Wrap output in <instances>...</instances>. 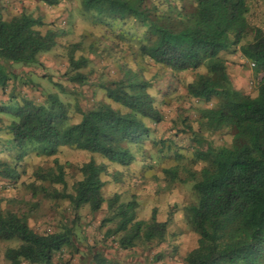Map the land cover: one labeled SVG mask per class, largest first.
Returning <instances> with one entry per match:
<instances>
[{
	"label": "trees",
	"instance_id": "16d2710c",
	"mask_svg": "<svg viewBox=\"0 0 264 264\" xmlns=\"http://www.w3.org/2000/svg\"><path fill=\"white\" fill-rule=\"evenodd\" d=\"M1 1V0H0ZM56 6L59 0H36ZM85 12L100 19H132L146 26L139 55L174 73L207 70L186 87L189 96L199 101L218 100L215 108L204 109L201 119L207 131L232 130L230 147L208 148L200 155L206 162L193 185L197 204L190 208L192 225L198 235L197 247L190 251L186 264H264V30L253 28V39L240 46L242 56L252 61L263 74L256 97L235 90L220 56L238 46L248 30L245 0H159L194 2L190 14L177 13L183 28L174 31L153 22L147 0H79ZM156 9L155 7L153 8ZM39 18L22 13L5 20L0 12V89L6 87L9 75L3 63L30 65L37 56L50 51L57 33L40 32ZM78 46L69 52V66L78 71L86 67L84 57L74 58ZM68 81L83 84L85 76L76 72ZM149 81L127 70L122 79L109 83L106 97L125 112L106 104L82 115L77 124H69L65 105L56 95L47 96L46 106L25 101L12 109L13 121L8 126L10 144L18 163L30 152L52 157L60 147H70L98 154L110 163L129 166L134 158L128 144L140 143L149 134L145 120L159 123L162 115L154 107L148 90ZM56 164V162H55ZM55 182L64 183L62 167L57 166ZM104 165L89 160L79 168L81 179L74 183L73 194H62L77 211L87 206L92 213L104 203L112 211L106 222L116 220L108 234L123 233L118 240L127 250L136 241L161 242L167 224L158 222L156 210L149 220H137L135 199L120 203L115 195L105 200L101 175ZM18 177L15 167L0 159V178ZM27 215L11 210L0 211V240H18L20 245L5 251L9 264H52L53 255L73 246V232L65 228L57 233L38 234L27 223ZM95 264H104L95 256ZM98 257V258H97Z\"/></svg>",
	"mask_w": 264,
	"mask_h": 264
},
{
	"label": "rangeland",
	"instance_id": "374dc122",
	"mask_svg": "<svg viewBox=\"0 0 264 264\" xmlns=\"http://www.w3.org/2000/svg\"><path fill=\"white\" fill-rule=\"evenodd\" d=\"M245 2L251 30L238 46L220 56L231 86L256 97L263 74L242 56L240 46L253 39V28L264 30V0ZM146 8L151 11L153 22L177 31L183 28L177 13L190 14L194 2H171L168 6L163 1L147 0ZM0 12L5 20L22 13L31 15L42 21V34L57 33L55 46L39 54L36 63L24 66L2 62L9 82L0 89V159L15 167L18 177L12 181L0 178V211L27 215L28 226L38 234L72 230L73 246L55 253L52 264H95L96 255L104 264H186L185 258L197 247L198 240L190 208L197 204L193 185L206 166L199 154L208 148L230 147L234 136L232 130L207 131L201 119L202 110L215 108L217 99L199 101L186 92L188 84L207 74L206 68L174 73L154 64L139 55L146 26L132 19L97 18L94 13L85 12L79 0H59L56 6L36 0H1ZM74 46H78L74 58L88 60L86 67L78 71L71 69L68 61ZM127 70L149 81L148 92L162 115L159 123L145 120L148 136L140 143L127 145L134 158L129 166L70 147H60L52 157L30 152L22 161H15V150L9 143L4 144L11 139L7 128L14 119L13 108L25 101L46 106L47 96L56 95L66 107L69 124L79 123L83 114L101 103L125 112L106 97L104 88L122 79ZM76 72L85 76L83 84L68 81L67 77ZM89 160L106 168L101 175L106 201L115 195L120 203L135 199L139 221L149 220L156 210L157 221L167 224L161 242L139 240L123 250L118 245L123 233L108 234L117 221H105L113 214L106 203L92 213L87 206L76 211L68 200L60 198L62 194H73L74 183L81 179L79 168ZM57 166L62 167L63 184L55 182ZM19 245L18 240H0V257ZM3 260L0 264H9Z\"/></svg>",
	"mask_w": 264,
	"mask_h": 264
},
{
	"label": "crops",
	"instance_id": "0c3cea01",
	"mask_svg": "<svg viewBox=\"0 0 264 264\" xmlns=\"http://www.w3.org/2000/svg\"><path fill=\"white\" fill-rule=\"evenodd\" d=\"M3 259H5V258H3V257H0V262H1V261H4Z\"/></svg>",
	"mask_w": 264,
	"mask_h": 264
}]
</instances>
